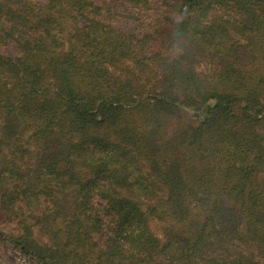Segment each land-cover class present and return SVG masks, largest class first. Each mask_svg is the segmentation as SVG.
<instances>
[{
  "label": "trees",
  "instance_id": "trees-1",
  "mask_svg": "<svg viewBox=\"0 0 264 264\" xmlns=\"http://www.w3.org/2000/svg\"><path fill=\"white\" fill-rule=\"evenodd\" d=\"M0 242L264 264V0H0Z\"/></svg>",
  "mask_w": 264,
  "mask_h": 264
},
{
  "label": "rangeland",
  "instance_id": "rangeland-1",
  "mask_svg": "<svg viewBox=\"0 0 264 264\" xmlns=\"http://www.w3.org/2000/svg\"><path fill=\"white\" fill-rule=\"evenodd\" d=\"M0 264H37L20 255L13 247L0 242Z\"/></svg>",
  "mask_w": 264,
  "mask_h": 264
}]
</instances>
